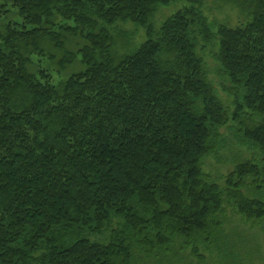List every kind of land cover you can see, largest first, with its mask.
Returning <instances> with one entry per match:
<instances>
[{"label":"trees","instance_id":"obj_1","mask_svg":"<svg viewBox=\"0 0 264 264\" xmlns=\"http://www.w3.org/2000/svg\"><path fill=\"white\" fill-rule=\"evenodd\" d=\"M220 1L0 0V264H254L264 0Z\"/></svg>","mask_w":264,"mask_h":264},{"label":"rangeland","instance_id":"obj_2","mask_svg":"<svg viewBox=\"0 0 264 264\" xmlns=\"http://www.w3.org/2000/svg\"><path fill=\"white\" fill-rule=\"evenodd\" d=\"M180 4H177L175 6H171L168 8H161L156 15L155 21L156 24L159 25L168 15H170L173 11H175L177 8H179ZM202 10L204 12V15L210 20L214 21L215 23H224L228 26H235L238 24L241 20L242 17L235 9L232 7L230 4L223 3L220 0H203V7ZM8 20L7 17H0V27L6 23ZM125 29L128 30H133V27L131 25H125L123 26ZM135 29V28H134ZM144 38L143 31L140 30L136 35H135V42H140ZM207 62H210L211 59L209 56H206ZM210 70H213V67H210ZM230 165L227 164H216L215 161L211 158L207 159L205 162V169L206 171H210L214 177L218 178V175L220 174H225L226 172L229 171ZM230 224L234 225H239V228H245L247 230V227L241 223H239L238 218L233 217L232 221H230ZM241 230V228H240ZM257 234L259 237L257 239L258 243L260 244V254H256V252H253L252 255H255L253 258L254 264H264V234L261 233L260 230L255 229L252 233V235ZM250 239V238H249Z\"/></svg>","mask_w":264,"mask_h":264}]
</instances>
